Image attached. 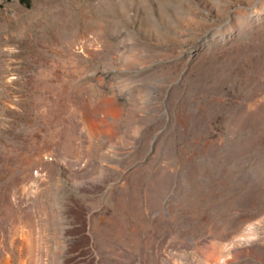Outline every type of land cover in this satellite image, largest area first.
<instances>
[{
    "label": "rangeland",
    "instance_id": "rangeland-1",
    "mask_svg": "<svg viewBox=\"0 0 264 264\" xmlns=\"http://www.w3.org/2000/svg\"><path fill=\"white\" fill-rule=\"evenodd\" d=\"M0 264H264V0H0Z\"/></svg>",
    "mask_w": 264,
    "mask_h": 264
},
{
    "label": "trees",
    "instance_id": "trees-1",
    "mask_svg": "<svg viewBox=\"0 0 264 264\" xmlns=\"http://www.w3.org/2000/svg\"><path fill=\"white\" fill-rule=\"evenodd\" d=\"M23 5L30 6V0H20Z\"/></svg>",
    "mask_w": 264,
    "mask_h": 264
}]
</instances>
